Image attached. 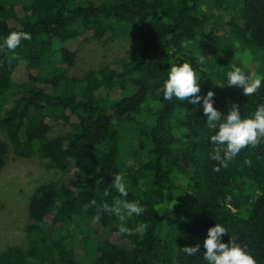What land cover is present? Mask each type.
<instances>
[{
	"label": "trees",
	"instance_id": "obj_1",
	"mask_svg": "<svg viewBox=\"0 0 264 264\" xmlns=\"http://www.w3.org/2000/svg\"><path fill=\"white\" fill-rule=\"evenodd\" d=\"M11 31L32 38L0 53V170L11 144L62 175L30 199L29 247L7 248L0 264H206L203 240L215 223L228 229L222 242L235 237L264 264V141L213 171L202 106L164 101L159 91L171 65L188 62L200 74L199 95L213 91L222 114L237 104L247 117L264 104V83L246 97L218 85L230 66L215 67L238 44L262 53L264 67V0H0V38ZM115 37L138 42L130 59L65 73L84 42ZM50 64L58 71L47 73ZM60 124L70 129L51 136ZM116 174L127 199L145 208L127 221L148 225L142 237L120 234L118 218L103 212L119 198ZM196 244L200 253L183 252Z\"/></svg>",
	"mask_w": 264,
	"mask_h": 264
},
{
	"label": "clouds",
	"instance_id": "obj_2",
	"mask_svg": "<svg viewBox=\"0 0 264 264\" xmlns=\"http://www.w3.org/2000/svg\"><path fill=\"white\" fill-rule=\"evenodd\" d=\"M31 34L24 31H11L0 38V53H13L21 46L22 40H31ZM187 47V45H182ZM175 51V49H173ZM203 58V56H202ZM200 74L193 69L188 62L173 63L167 72V78L160 87L164 101H185L193 105H201L205 116L204 125L208 129L209 143L213 146L208 154L210 160L216 161L213 171L227 168L241 150L246 147H256L264 141V104L256 106L255 110L247 117H242L239 105L233 104L231 108L222 114L214 108L213 91L205 95H199L201 89L197 82ZM226 84H218L221 88L227 86L236 87L242 90L246 97L255 94L264 83V78H252L236 64L231 65V70L226 73ZM245 163H250L245 161ZM112 186L119 193V198H114L111 204L105 203L103 212L114 215L118 218L116 226L120 234L124 236H143L147 231L146 223H137L134 227H128L127 221L132 217H138L145 212L144 206L138 201L127 199L129 188L125 178L116 174L112 179ZM105 195H108L106 192ZM177 196V195H176ZM101 215L94 217L98 223ZM228 234V229L220 223L207 229L206 237L203 240V260L206 264H256L254 257L246 247H242L235 237H230L227 242H222L223 236ZM183 252L188 256L200 253V245L185 246Z\"/></svg>",
	"mask_w": 264,
	"mask_h": 264
},
{
	"label": "rangeland",
	"instance_id": "obj_3",
	"mask_svg": "<svg viewBox=\"0 0 264 264\" xmlns=\"http://www.w3.org/2000/svg\"><path fill=\"white\" fill-rule=\"evenodd\" d=\"M205 7H208V4ZM213 12L224 18V12L221 9L213 8ZM220 17L216 19V23L221 22ZM215 28H218V25H215ZM137 44L136 40L123 37L105 40L91 38L83 43L75 62L65 70V73L69 76L82 77L89 70L100 69L121 59L128 60L136 50ZM227 56L229 59L215 64L218 72L225 69L226 65L231 68L232 64H236L250 77L256 74L264 75V67L261 66L262 53H258L256 57L238 44L232 46ZM55 65L58 66L57 63ZM56 66L50 64V67L46 68L47 73L58 71ZM69 129V126L60 124L53 127L50 135L54 136ZM0 138L5 139L1 132ZM134 145L138 147L137 142H134ZM128 159V155L122 156V161L125 162ZM61 175L62 171L50 166L46 158L38 155L29 158L20 157L15 153L13 146L9 145L6 163L0 170V254L12 246L22 249L29 247L30 240L26 234V226L29 223L30 199L41 184L57 181ZM77 237L74 238V242L77 241ZM79 245L81 246V243ZM90 246L87 244L84 247L87 252ZM81 258L87 259V257Z\"/></svg>",
	"mask_w": 264,
	"mask_h": 264
}]
</instances>
